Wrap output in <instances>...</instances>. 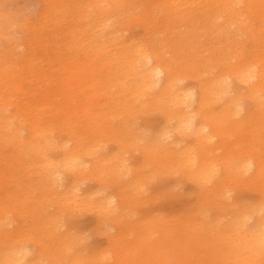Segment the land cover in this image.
Segmentation results:
<instances>
[{
	"label": "rangeland",
	"instance_id": "374dc122",
	"mask_svg": "<svg viewBox=\"0 0 264 264\" xmlns=\"http://www.w3.org/2000/svg\"><path fill=\"white\" fill-rule=\"evenodd\" d=\"M161 1L53 0L54 9L33 33L25 25L37 22L43 1L0 0V92L4 98L0 113L17 116L20 122L14 126H23L18 132L22 139L16 136L13 142H0L1 216L7 221L0 233V251H16L13 256L21 257L20 264L49 263L36 255L39 242L57 249V264L74 260L77 264H219L213 252L219 238L211 234L192 238L188 232L184 235L183 231L171 230L178 215L187 208L195 209L199 187L181 170L165 168L164 160L148 158L144 152L150 136L166 125L160 108L134 107L132 100L114 102L105 93L108 68L102 62L108 61L109 66L114 50L120 46L121 51L130 44L150 55L159 53L165 61L174 63L178 82L192 88L197 85L192 75H204L201 72L209 68L219 72L226 61L235 60L242 46L252 50L259 44L236 23L228 24L222 17L215 24L222 30L206 31V14L199 2L183 0L174 9H166ZM249 10L243 8L239 20ZM145 11L150 18L146 21L141 20ZM114 32L118 36L111 42L108 36ZM99 33L108 41L106 47L100 45ZM11 39L16 40V46H11ZM27 58L35 59L22 68ZM74 69L75 84L80 86L73 88L76 97H64L65 78ZM31 70L36 76L29 74ZM114 71L112 66L110 74ZM14 81L23 82L26 90L42 85L41 89L54 90L53 97H29L15 91ZM91 87L103 88V94L92 97ZM237 90L244 91L245 86L236 90L230 86L225 97L211 107L219 108ZM90 93L91 97H85ZM36 109L42 112L40 121L48 128L45 140L39 138L42 149L38 158L22 148L30 140L27 125L34 121ZM69 129L79 135L77 159L82 172L76 176L64 169V148L76 142L69 138ZM192 139L189 136L182 143L193 145ZM44 160L53 163L59 189L71 187L77 194L65 199L63 209L55 207L54 194L45 201L50 213H55V223L47 224L54 232L53 239L44 236L49 229L33 215L40 191L35 170ZM115 168L121 169L118 175L114 174ZM262 183L264 176L252 184L224 181L223 186L231 187L226 193L228 198L211 197L213 207L205 213L227 220L231 210L236 211L242 203L261 200ZM123 184L128 186L130 201L124 216L126 225L121 229L101 216L94 201L118 192ZM208 185L212 186L211 182ZM228 204L233 208H224Z\"/></svg>",
	"mask_w": 264,
	"mask_h": 264
},
{
	"label": "bare ground",
	"instance_id": "6f19581e",
	"mask_svg": "<svg viewBox=\"0 0 264 264\" xmlns=\"http://www.w3.org/2000/svg\"><path fill=\"white\" fill-rule=\"evenodd\" d=\"M42 1L43 6L37 22L25 25L28 32H36L39 23L44 21L54 9L51 7L53 0ZM180 1L183 0H163L161 5L166 9L171 7L174 9ZM185 1L202 4L208 23L206 31L222 30L221 27L215 26L217 20L219 21L222 17L228 24L236 23L237 28L250 34L258 42V47L248 50L245 45L242 46L234 56L235 60L226 61L222 70L213 72L209 68V71L201 72L204 75L194 74L192 76L196 80V87L186 88L178 82L180 77L176 65L165 61L159 53L150 55L140 47L130 44L120 51L118 46L115 50L113 49L109 66L108 61L102 62V66L108 68L105 93L114 102L126 101L127 103L132 100L134 107L151 105L160 108L166 125L152 137L150 136L144 152L148 158L157 157L159 160H164L165 168L181 170L185 176L194 179L199 187L196 211L192 208L184 209L183 214L178 215L177 220L175 219L176 225L171 230L183 231L184 235L188 232L192 238L197 236L205 238L209 234L219 238V244L214 247L217 249H213L219 264L229 262L264 264V183L261 184L262 188H259L261 200L249 205L242 203L236 211L231 210V217L227 220L221 216L211 217L205 213L213 207L211 197L228 198L226 193H229L231 187L223 186L224 181L252 184L264 176V0ZM245 7L249 8L250 12L245 18L239 20L241 11ZM148 13V11L143 12L145 16L141 17V20H149L150 18L146 16ZM99 29L104 30L102 27ZM98 35L101 37L100 45L106 47L104 43L108 41L103 34ZM117 36L114 32L108 37L111 42H114ZM11 43V46L17 45L15 39H11ZM152 57H154L153 61ZM34 59H24L22 68L29 66ZM112 66L115 67V71L110 74ZM76 73L77 70L74 69L67 76L68 78H65L64 97H76L72 95L73 88L80 86L75 84ZM29 74L36 76L33 70ZM241 85L245 86L244 91L237 90L238 92L225 99L219 108L211 107L213 103L225 97L230 91V86L231 88L234 86L236 90ZM12 86L15 87V91L30 94L29 97H53L54 90L41 89L42 85L26 90L27 87L23 82L14 81ZM91 89L92 97L103 94V88L91 87ZM1 95L2 92H0V104H4V98ZM85 97H91V93ZM243 106L246 107L243 108ZM41 114L42 112L36 109L34 121L28 122L27 125L30 140L22 145V148L35 158H38L42 149L39 138L43 137L45 140L48 131L47 126L40 121ZM18 122L20 119L17 116H6L0 113V142H13L16 136L22 139L18 132L23 129V126H14ZM66 122V119L63 120V126ZM129 126L130 124L126 127ZM67 132L70 135L69 138L76 142L75 145L64 148V169L76 176L82 172L78 168L80 161L77 159L80 149L79 135L72 129ZM189 136L193 138V145H184L182 142ZM116 169L113 170L114 174L119 171ZM35 172L38 176L37 188L40 191L35 199L33 215L34 218H38L39 223L43 224V228L46 225L49 229L44 236L53 239L54 232L47 224L55 223V213H50L45 201L54 194L55 207L63 209L65 199L77 194L72 192L68 185L67 190L59 189L61 185L58 184L59 176L54 174L53 163L50 160H44L40 169ZM109 173H111L110 170L108 175ZM101 178L104 179V176ZM210 182L212 186L208 185ZM127 187L123 184L118 192L107 193L94 201L101 216L107 220L110 219L114 228L123 229L126 225L124 216H127L126 209L130 201ZM76 199L77 197L74 198ZM233 206L228 204L224 208H233ZM2 208L0 202V233L4 232L7 224L5 218L2 219L1 216ZM118 222L121 223L116 224ZM39 245V251L36 253L39 260H47L48 264H57V249L53 250L43 242H39ZM14 253L16 251L12 254L0 251V264H20L21 257L17 254L13 256ZM71 264L77 263L74 260Z\"/></svg>",
	"mask_w": 264,
	"mask_h": 264
}]
</instances>
